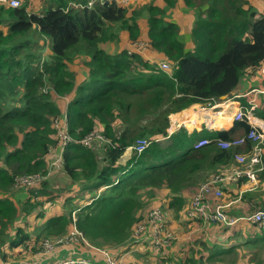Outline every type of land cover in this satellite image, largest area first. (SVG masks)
<instances>
[{
    "label": "trees",
    "instance_id": "trees-1",
    "mask_svg": "<svg viewBox=\"0 0 264 264\" xmlns=\"http://www.w3.org/2000/svg\"><path fill=\"white\" fill-rule=\"evenodd\" d=\"M183 1L194 12L190 47L180 39L177 23L166 18L167 7L176 0H165L166 7L152 0L142 4L42 0L40 11H29L27 3L0 4V193H4L0 197V261L15 258L4 245L13 250L21 244L25 251L36 253L43 250L45 241L67 235L72 225L79 230L82 243L99 244L117 261L125 251H140V245L152 251L149 233L136 236L134 226L151 208L156 192L163 194L157 205L162 214L174 210L172 216L178 223L174 230L168 225L172 219L163 215L164 228L176 237L157 249L155 264L161 260L232 264L239 250L264 244L262 226L258 236L247 229L244 232L254 236L233 230L235 241L225 245L224 232L240 220L231 225L216 222V234L207 237L203 234L209 226L204 224L196 236L192 222L181 211L187 207L182 196L185 189L232 166L235 153L252 147L246 139L241 146L221 148L216 139L232 138L236 129L245 135L249 124L242 119L230 129L204 134L189 133L179 125L168 132L170 114L193 103L217 100L236 87L246 69L259 71L264 62V12L248 0ZM143 13L150 47L169 61L168 69L137 52L100 46L118 42L120 30H126L129 40L138 39ZM74 59L87 69V80L77 86L76 72L69 66ZM54 94L69 96L64 111ZM239 100L246 109L247 101ZM63 112L74 141L63 147L60 170L70 180L66 189L76 195L66 198L62 211L47 214L43 198H54L46 196L51 176L47 155L58 143L51 121ZM259 115L264 118V107ZM92 131L103 138H93L88 145L80 142ZM202 135L211 140L193 147ZM138 138H146L147 146L131 150L122 161L125 149ZM35 173L40 175L37 185L25 188V200L14 203L6 193L12 196L15 177ZM256 176L259 183L264 166ZM242 181L240 188L250 190L245 176L240 177ZM257 185L255 192H242L237 201L247 202L248 209L236 203L241 212L233 217L264 203V191ZM60 189L57 186L54 191ZM32 211H37L34 217L21 223ZM37 218L43 220L32 223ZM177 242L182 245L180 254L173 257L171 248Z\"/></svg>",
    "mask_w": 264,
    "mask_h": 264
},
{
    "label": "crops",
    "instance_id": "crops-1",
    "mask_svg": "<svg viewBox=\"0 0 264 264\" xmlns=\"http://www.w3.org/2000/svg\"><path fill=\"white\" fill-rule=\"evenodd\" d=\"M116 1L117 2H129V3L131 2L130 0H123V1L116 0ZM147 1H150V0H139L138 4H142ZM152 1L158 6L166 7L165 0H152ZM248 1H249L248 3L252 5L257 11L264 12V0H248ZM166 18L169 20H173L177 23L180 39H182V41L184 42L185 47H190L191 46L190 30H191V27L194 21L193 10L190 7H188L184 3L183 0H176V2L172 6L167 7ZM139 24L142 29V34L138 39L134 41L129 40L127 38L126 30H120V33H119L120 40L116 42V44L119 43V47H114L116 45L115 42L101 43L100 46L102 47L103 45H105L106 47H104V49L106 50L127 49L133 52H137L139 55H141L142 57H144L145 59H147L148 61L154 64H159L161 62H169L162 54L155 52L154 50L151 49L150 43L147 40V37L145 34V29H146L145 22H142V20L140 19ZM135 41H142L144 43V46L141 49H135L134 44H133ZM110 45H113V47H111ZM80 67L81 68L78 71L76 69H73L76 72L75 82H74L76 86L79 83H83L87 80L86 79V76H87L86 67H84L82 64H80ZM62 97L67 98L64 104L62 103L61 100L56 99V101L58 102V105L61 108V111H64L66 109L69 96L67 95V96H62ZM241 97H243L248 103L246 109L243 108L244 110L247 111V114L245 113L242 119L245 120L249 124V126L250 124L255 125L256 128L260 132H262L263 137H264L263 117L259 115V112L264 107V77L261 75L259 71L253 68L246 69V71L240 78L236 87L232 89V91L229 94L217 100L210 101L212 103L208 106H207V101L204 102L205 104L203 106L200 105V102L191 104L189 109H186V108L184 109L185 110L184 114L183 116H181L182 118H184L183 122L177 121L176 119L171 118V120H169V122L171 121V128L170 127H169L170 129L168 128V132L172 131L173 128H176L177 126L181 124L184 125V128L187 130V132L195 133V134H204L205 132L209 130L230 129L234 126L235 121H240V120H233L232 116L234 112L239 107H241L240 100H239V98ZM256 112L258 116L256 115ZM188 117L189 118L192 117V119L187 120ZM235 132H236V135H242V133L238 129H236ZM130 152H131V148L128 146L123 153V156H122L124 157L123 160L129 157L127 155H129ZM54 154H56L55 150H54ZM48 156L49 155H47V157ZM52 160L53 159H51L49 163H51ZM56 167L57 166L55 165H50L51 175H61L65 184L59 185L58 187L62 188L61 190L68 188L69 187L68 183L70 182V180H68L62 174L61 170H55L54 168ZM232 168L234 167H231V169ZM212 176L213 175L209 176L208 178ZM239 180L240 178L236 181L226 180L222 186L223 195L222 197L219 198L220 201L224 203H228L227 206L225 207V211L231 216H233L234 213H236L237 211L241 212V210L238 207H236V203H238L239 205L242 192L243 191L255 192L253 190H257L259 188L258 185H256L253 189H250V190L240 188L241 186H243L244 182L243 181L239 182ZM257 184L261 185V188H262L261 190L264 191V176H262V178L259 180V183ZM195 189H196V186L193 187L192 189L191 188L185 189L184 192L182 193L183 198L187 202V207L185 211L184 209L181 210L182 212H184L182 214L186 215V210L190 204V200H191V197ZM26 196H27V193H26L25 188H16L12 193V198H15V197L19 198L18 201H14L15 203L20 202L22 199L24 200ZM239 197H240V200L237 201ZM206 199H208L211 205L215 204V202L217 201V198H215L212 194H209L206 197ZM240 205H243L242 206L243 208L248 209L249 204L243 201L240 203ZM152 206L153 204L150 207ZM258 207H260V205L257 206L256 208ZM48 209L52 210L53 207L49 206ZM23 217H27V216H23ZM188 219L190 222H192V228H193V231H195L196 236L199 234V231L203 227L204 224L209 226V228L205 229L203 236L207 237L208 233L216 234L218 223L204 222L200 218L190 219L188 217ZM174 221H177V220H172V222ZM174 224H177V222ZM246 229L248 230V232H253L255 236H258V227H256L255 225L249 224L244 220H240L236 223V226L228 228V230L224 232V236L227 238L225 241V245H228L229 243L235 241L236 238L231 235L233 230L242 231L243 235H245L246 237L254 236L249 233H245L244 230ZM190 235L191 234L189 233L186 235V237H190ZM78 244H79V241L76 244L59 245L57 246L58 247L57 249L55 248L53 251L48 252V253L53 254L56 251H61L63 252L62 253V255H64L63 257H65L66 256L65 253L70 254L72 251V248H75L76 253L81 254L82 256L88 258L94 264H102V262L104 261V254L101 249L94 252L91 249L87 250L85 249V247L78 246ZM42 251L43 250H41V252ZM262 264H264V262Z\"/></svg>",
    "mask_w": 264,
    "mask_h": 264
},
{
    "label": "built area",
    "instance_id": "built-area-1",
    "mask_svg": "<svg viewBox=\"0 0 264 264\" xmlns=\"http://www.w3.org/2000/svg\"><path fill=\"white\" fill-rule=\"evenodd\" d=\"M20 0H0V4H4L10 7L19 6ZM134 46L137 49H141L144 43L140 41H135ZM159 65L162 69H168V62H161ZM259 72L264 77V62L260 65ZM247 111L242 107H239L233 114V120H241ZM51 125L55 130V135L57 137L58 143L56 149L55 157L49 163L50 165H55L60 167L61 165V154L63 147L68 142L74 141V138L68 131V118L65 112L54 116L51 121ZM264 127V118H263ZM93 138L102 139V135L98 131H92L86 134L80 139L85 145H88ZM246 139L252 142V147L245 152H237L234 154L233 159L239 165L234 168L223 172L215 173L212 177L206 179L196 186V189L191 197L190 204L186 210V216L189 218H200L204 222H218L221 224H234L237 220H244L249 224L255 225L256 227L264 226V204L250 213H245L238 217H233L225 211V207L228 203H224L219 200L222 197V186L223 183L228 181H236L240 177L245 176L247 182L249 183V189H253L257 185L256 172L261 170L264 166V159L262 157L263 147H264V137L262 132H260L255 125L250 124V129L245 135L235 136L229 139L217 138V145L221 148H230L241 146L245 143ZM206 136H202L193 143V147H198L206 144L210 141ZM148 144L146 138H138L135 140L134 144L129 146L130 148L141 151ZM241 166V167H240ZM39 174H27L15 177V188H27L30 186L37 185L39 181ZM212 194L217 201L215 204L211 205L206 197ZM72 218H75L74 213H72ZM142 233H149L150 244L154 249H159L165 247L170 243L172 238L171 231L164 228L163 214L159 206H153L145 216L143 222H138L135 225L134 234L140 235ZM79 230L72 225L67 235L58 237L54 241H45L43 243V251L46 252L53 251L56 246L63 244H76L80 239ZM104 254V261L102 264H118L112 255L101 249ZM53 264H94L89 259H84L82 257L72 258V257H62L59 260H55Z\"/></svg>",
    "mask_w": 264,
    "mask_h": 264
},
{
    "label": "rangeland",
    "instance_id": "rangeland-1",
    "mask_svg": "<svg viewBox=\"0 0 264 264\" xmlns=\"http://www.w3.org/2000/svg\"><path fill=\"white\" fill-rule=\"evenodd\" d=\"M41 1L42 0H20L19 1V5L20 4L21 5L22 4L26 5V3H27L29 11H40V9L42 7L41 6L42 5ZM120 1H123V0H120ZM130 1H131L132 4H135L139 0H130ZM145 16H146V14H145ZM140 19L142 20V22H145L144 13H143V16H141ZM141 24H143V23H141ZM114 42L116 44V40ZM140 42H142V41H140ZM110 46L113 47V45H110ZM102 47L104 48L106 46L103 45ZM114 47H119V43H117ZM134 48L137 49L135 46H134ZM45 50H46V47L44 48V51ZM80 64H81L80 60H78V59L75 60L74 59V61L72 63H70L69 66H70L71 69H76L78 71L81 68ZM52 97L56 98L58 100H61L63 104L67 100V98H64L62 96H56L55 94ZM211 103L212 102L207 101V106L210 105ZM189 108H190V106L188 108H186V109H189ZM169 117H170L169 120H171V118L176 119L177 121H181V122H183V120H184V118H182V117H174V116H169ZM181 125L184 126L183 124H181ZM169 127L171 128V121H170ZM236 136H239V135H236ZM131 150H133V149L131 148ZM129 155H130V153H129ZM129 155H127V156H129ZM54 156H55L54 151H52L49 154L47 159L50 161L51 159L54 158ZM122 156H121V160L124 161L123 160L124 157H122ZM237 165L238 164L234 161L232 166L222 167L223 169L220 170V172H217V173L226 172V171L230 170L231 167H235ZM54 169L55 170H60V167H56ZM49 175H51V173ZM48 182H49V184L47 185V188H46V191L48 192V194H46V196L50 195V196H53L54 198L49 200L47 197H44L43 199L46 200V201L43 203V209L46 211L47 214L54 213V212H60L63 209V205H61V204L66 200V198L70 197V199H71V198H73L76 195V193H75V191H72V190H69V189H63V190L60 189L59 192L54 191L55 188H57V186L65 184V182L63 181L61 175H51L49 177V179H48ZM15 189L16 188H12L10 190L11 193ZM26 191H27V189H26ZM3 194L4 193H0V197H2ZM6 194H8L7 196H9V198H11L13 200V202L14 201H18V199H19V198H16V197L12 198V196L9 195V192L6 193ZM144 194H145L146 197L149 196L148 194H146V192H144ZM156 194H157V196L154 198V200H153V202L151 204H156V205L160 204L161 197L163 196V194L161 192L160 193L156 192ZM24 200L22 199L20 202H23ZM60 202H61V204H60ZM68 203H70V201H68ZM16 204H18V202H16ZM156 205H153V206H156ZM49 206L53 207V209L49 210L48 209ZM151 208H149L145 212L144 218L139 221L140 223L143 222V220L145 219V216L147 215L148 211ZM36 212L37 211H32L29 214L28 218L27 217H22L21 223H23L26 220L34 217ZM173 212H174V210H172V209L171 210L170 209H166V212L163 213V215H165L167 220H168V218H171L172 220H176V219H173V216H172ZM42 220H43L42 218H37L32 223L41 222ZM172 220L168 221L169 222L168 225L171 228H173V226H175L174 223L177 222V221L172 222ZM134 229H135V226H134ZM166 229L169 230L168 228H166ZM173 229L175 230V228H173ZM14 230H15V227L11 229V232L13 233ZM27 231H30V230L27 229ZM169 231H171V230H169ZM171 234H172L171 240H173L176 237V233L174 235L173 232L171 231ZM183 237L184 236H182L178 240L181 241V239ZM149 243H150V241H149ZM78 246L85 247V249H87V250L91 249L94 252L104 248V247H100V245L97 244V243H89V244L82 243V240H79ZM150 246H151V244H150ZM181 246L182 245H181L180 242H177V244H174L172 246L171 249L174 252L173 257H178L179 256V254H180L179 251L181 250ZM2 248L5 249V251L9 252L10 254H12L14 252V257L15 258L12 259V258L9 257V258L5 259L4 261H0V264H53V262L55 260H59L60 258H62L64 256V255H62L63 252H61V251H56L53 254H49L45 250H44V252L43 251L41 252L39 250L36 253H32L30 251V249L29 250L26 249L27 251H25L24 247L21 246V244L20 245H16L13 250H11L10 248H7V246H5V245ZM55 248L57 249L58 247L56 246ZM138 248H139L140 251H136L135 249H130L128 251H125V252L121 253V255L119 256V259H118V264H155V262L158 261L157 258L155 257L156 256L155 253L158 250L153 249L152 251L151 250L145 251L146 250L145 249L146 246H144V245H140ZM49 252H51V251H49ZM65 254H66V257H72V258L82 257L84 259H88V258L82 256L81 254L76 253L75 248H72V251H71L70 254L69 253H65ZM159 255H161V254H159ZM263 262H264V244H259L257 246H246L245 248L239 250L238 251V257H237L236 261L234 263H232V264H262ZM158 264H169V262L168 263H164L161 260ZM210 264H224V263L216 262V263H210Z\"/></svg>",
    "mask_w": 264,
    "mask_h": 264
},
{
    "label": "water",
    "instance_id": "water-1",
    "mask_svg": "<svg viewBox=\"0 0 264 264\" xmlns=\"http://www.w3.org/2000/svg\"><path fill=\"white\" fill-rule=\"evenodd\" d=\"M204 104H205L204 102H200V105L203 106ZM184 111H185V110H183V109L178 110V111H175V112H173V113L171 114V116H174V117H181V116H183Z\"/></svg>",
    "mask_w": 264,
    "mask_h": 264
},
{
    "label": "bare ground",
    "instance_id": "bare-ground-1",
    "mask_svg": "<svg viewBox=\"0 0 264 264\" xmlns=\"http://www.w3.org/2000/svg\"><path fill=\"white\" fill-rule=\"evenodd\" d=\"M217 113V112H216ZM190 118L188 117L187 120H189Z\"/></svg>",
    "mask_w": 264,
    "mask_h": 264
}]
</instances>
